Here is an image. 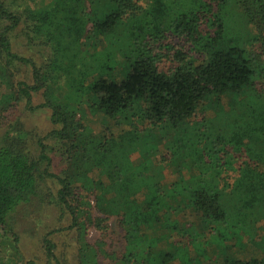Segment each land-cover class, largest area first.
Listing matches in <instances>:
<instances>
[{
    "label": "trees",
    "instance_id": "obj_1",
    "mask_svg": "<svg viewBox=\"0 0 264 264\" xmlns=\"http://www.w3.org/2000/svg\"><path fill=\"white\" fill-rule=\"evenodd\" d=\"M106 1L111 10L90 21L78 0L40 12L0 0V245L11 255L0 264H35L21 257L13 216L42 205L39 183L46 179L55 189L47 190L46 205L69 224L41 238L45 264H69L65 253H56L50 238L56 232L74 237L76 264H99L101 256L111 264H209L206 246L229 240L221 231L228 223L240 230L253 223L254 239L264 231V0H188L181 12L173 0H146V8L140 0ZM234 15L252 30L243 44L227 33ZM20 26L28 45L31 37L49 44L53 34L66 42L43 72L13 52ZM123 30L124 50L118 57L106 52L115 43L108 36ZM83 36L94 38L88 80L75 48ZM70 51L66 63L57 60ZM16 63L32 67L33 85L17 80ZM61 77L64 100L74 108L40 106L51 110L57 126L46 138L65 155L55 174L48 170L54 149L35 140L18 110L36 109L31 94ZM85 96L90 114L100 116L97 132L82 122ZM110 122L119 131L110 130ZM187 210L194 221L189 214L180 221ZM110 221L121 232L112 256L103 243L86 241L90 229L104 235ZM222 264L264 259L226 256Z\"/></svg>",
    "mask_w": 264,
    "mask_h": 264
},
{
    "label": "rangeland",
    "instance_id": "obj_2",
    "mask_svg": "<svg viewBox=\"0 0 264 264\" xmlns=\"http://www.w3.org/2000/svg\"><path fill=\"white\" fill-rule=\"evenodd\" d=\"M63 1L64 0H17V5L22 7L27 5L30 6V8L33 7V10H37L38 12H40L41 10L53 8L54 6H56L55 3L57 2H59V4H63ZM78 1L79 7L83 8L87 20L90 21L91 19L92 21H94L95 18L101 17L105 14V12H109L111 10V5L109 4V1L106 0ZM140 4L142 7L146 8L148 2L146 0H140ZM171 4L174 5V10L178 12L189 8L190 5L188 0H173V3L171 2ZM71 6H74V3H72ZM66 7L70 8V6ZM22 28L23 26L17 28L14 35L12 36V50L19 57H25L29 59L30 62L37 69L40 70V72H43L42 68L44 67L45 63H49L53 60L51 57L52 52L58 54V51L62 50L63 48H66V42L63 44V41L57 36V34H53L51 36V41L49 42V44H46L45 42H37L31 37L32 43L31 45H28L26 37L21 32ZM125 31L123 30L118 36H108L107 40H113L115 41V43L114 45L110 46L109 49L106 50V52L115 53V55L117 56L118 52H122V50H124V47L127 44V41L124 37ZM44 32L46 35L48 34V31ZM227 33L229 37H232L233 40H235V42L237 40L239 44H243L251 36L252 30L251 28H247L246 30L245 26L242 24V21L238 19L236 15H234L231 19H229L227 23ZM43 39L48 40V38ZM93 41L94 38L87 39L86 36H83L80 40L79 47H75L81 48V50L79 49L81 53L79 55V59L85 63V80L90 79V73L94 70L93 55L95 54V47L93 45ZM101 47L98 49V51H101ZM48 49L50 50V52ZM70 49L73 48L70 47ZM102 53H100L99 56ZM72 55L73 53L70 51V53H68L67 55L62 54L61 56H58L57 60H59V62L62 60V62L66 63L67 57L68 59H71L73 57ZM79 59L78 61H80ZM119 59L122 60L121 58ZM71 65L72 64H68V66L65 65V68L66 66L70 67ZM15 66L17 70V80H22L27 85H33L34 83L32 78V67L19 63H16ZM63 67L64 66H62V68ZM123 74L124 72L122 73V75ZM48 86L50 87L41 88L40 91L31 94V107L36 109H33L31 111L25 110L23 109V105H21L18 110V114L20 121H22L24 127L27 130L32 131V133L35 135V140H43V143L47 147L54 149L53 152H50L48 154L51 159V165L50 167H48V170L51 173L59 174L60 171L66 165L65 155H62L63 148L62 146H60L61 144L55 143V141L46 138V136H48V134L52 130L57 129V126L51 123V110L49 108L40 106L45 104L46 102L52 104L55 103L61 107L67 106L69 108H74V105H72V103L68 104L67 100H64L63 94L66 89L64 87L63 77L59 78L55 85L49 84ZM60 87L64 90L59 91L58 88ZM87 98L88 97L85 96L80 101V104H82V122L84 125L90 127L94 132H97L99 130L101 122L99 118L100 116H98L97 114L92 116L90 114V110L88 109L89 103ZM109 125L110 130H112L113 132L119 131L113 127L112 122H110ZM161 134L162 133L158 132V135ZM175 164L179 165V163L177 162L172 164V166ZM168 168L169 169H166V171H175L173 167ZM174 178L175 176L171 175L170 178H168V181L171 182L174 180ZM39 185L41 190L40 194L42 199V205H40V202L37 200L39 202L38 205L36 203L34 208H29L25 210V213H21L19 215L15 214L13 216V221L14 225L17 228L15 229V231L20 237L21 244H19V252L23 260L34 261L35 264H45L43 251L41 249L40 244L41 238L46 235L50 230H59L65 228L66 226H68L69 223L66 217L63 218L60 222H58V219L60 218V213L57 208L53 205H46V202H51V199L48 198L47 190L50 189L52 191H55L52 181L50 179H46L44 180V182H40ZM188 214L191 216V212L189 210L186 211V215H184L185 217L183 215H180V221L183 222L184 220H186V218L189 216ZM190 220L194 221V218H192L191 216ZM188 223L190 224L191 222ZM258 226H256V228ZM221 231L224 232L225 237L230 238L225 244H223V246L220 247L218 246L217 242H211L210 244H207V250L205 251L206 254L203 255V257H205V260L207 259V257H209V264H222V258L226 256H229V258L233 257L239 261H246L249 259L260 260L261 258L264 259V231L257 230L258 232L256 233L257 235H255L254 239L255 230L253 223H251L246 229L240 230L239 227H236L234 223L230 222L228 223V226L224 227ZM241 231L245 232V237L242 240H239L238 237H241ZM232 237L237 238V240ZM259 237L261 238L260 241L258 240ZM50 238H52L54 244L56 245L57 255H59V253H65V258L68 260V263L76 264V248L74 237L67 232H56V234H53ZM246 239L248 243L245 242ZM86 241L91 246H95L99 242L103 243V252H105V254L109 256H112L113 253L118 252L121 247V232L118 229L116 223L110 221L108 223V230L104 235H101L99 232L90 229L87 232ZM239 241H242V243H240ZM2 247L3 246L0 245V261L10 260V251H8V249L3 250ZM219 250L225 254L221 255L219 253ZM201 252H203V250H201ZM98 262L99 264H111V261L109 259L102 256L99 257ZM181 262L182 264H193L184 260H182ZM6 264L8 263L6 262Z\"/></svg>",
    "mask_w": 264,
    "mask_h": 264
}]
</instances>
